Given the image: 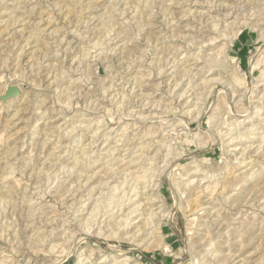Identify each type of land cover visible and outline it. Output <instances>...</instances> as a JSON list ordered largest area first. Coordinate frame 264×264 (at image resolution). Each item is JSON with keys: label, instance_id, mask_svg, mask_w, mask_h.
Listing matches in <instances>:
<instances>
[{"label": "rangeland", "instance_id": "obj_1", "mask_svg": "<svg viewBox=\"0 0 264 264\" xmlns=\"http://www.w3.org/2000/svg\"><path fill=\"white\" fill-rule=\"evenodd\" d=\"M249 1L0 0V264H264V0Z\"/></svg>", "mask_w": 264, "mask_h": 264}, {"label": "bare ground", "instance_id": "obj_2", "mask_svg": "<svg viewBox=\"0 0 264 264\" xmlns=\"http://www.w3.org/2000/svg\"><path fill=\"white\" fill-rule=\"evenodd\" d=\"M196 2H197V0H195ZM242 1V0H241ZM249 1V0H248ZM250 1H252L251 3H255L254 1L255 0H250ZM249 1V2H250ZM258 1H260V0H258ZM262 1V0H261ZM260 1V2H261ZM208 2V1H207ZM212 2V1H211ZM210 1H209V3H211ZM259 2V3H260ZM264 2V1H263ZM204 3H205V1H204ZM258 2H256V4H257ZM143 4V3H142ZM196 4V3H195ZM245 4V3H244ZM250 4V3H249ZM255 4V5H256ZM228 5H230V4H228ZM227 5V6H228ZM252 5V4H251ZM254 5V4H253ZM258 5V4H257ZM233 6V5H232ZM232 6H230V7H232ZM235 6V5H234ZM237 7V6H236ZM251 7V6H250ZM254 7V6H253ZM229 9V8H228ZM251 9V8H250ZM222 10V9H221ZM137 11V10H136ZM146 11V10H145ZM217 11V10H216ZM222 11H224V10H222ZM227 11V10H226ZM122 12V11H121ZM120 12V13H121ZM152 12V11H151ZM250 12V11H249ZM150 13V12H149ZM153 13V12H152ZM190 13V12H189ZM221 13H223V12H221ZM252 13V12H251ZM122 14V13H121ZM155 14V13H154ZM218 14L220 15V11H217V14L216 15H213V16H211L209 13H206V12H202V11H199L198 13H197V15L196 16H193L192 17V22H194L195 24H194V26H192V28H194V29H192L194 32L195 31H197L198 33L200 32L201 33V31H206L207 29V27H208V24H209V21H211L212 19L211 18H214V17H217L218 16ZM250 14V13H249ZM152 15V14H151ZM156 15V14H155ZM186 15H188V14H186ZM252 15V14H251ZM169 16V15H168ZM225 16V15H224ZM223 16V17H224ZM146 17V16H145ZM249 17H251V16H248V18ZM220 18H222V17H220ZM245 18H247V16L245 17ZM146 19V18H145ZM211 19V20H210ZM219 19V18H218ZM247 20V19H246ZM250 20H252V18L250 19ZM262 20V19H261ZM245 21V20H244ZM244 21H242L241 22V25H234L233 26V29L231 28V30L230 31H226V40L228 41H232V40H234L236 37H237V35H238V32L240 31V28H241V26L244 24ZM248 21V20H247ZM246 21V23H248ZM263 22L262 23H264V20H262ZM39 22V21H38ZM153 23V22H152ZM245 23V24H246ZM240 24V23H239ZM188 26V25H187ZM225 26V25H224ZM212 27V26H211ZM211 27H209V29L211 28ZM228 27V26H227ZM213 28V27H212ZM222 28V27H221ZM224 28V27H223ZM226 28V27H225ZM260 29V28H259ZM222 30V29H221ZM228 30V29H227ZM211 31V30H210ZM108 32V31H107ZM196 32V33H197ZM223 32V31H222ZM193 33V32H192ZM109 34V33H108ZM202 34V33H201ZM158 36V35H157ZM263 36V35H262ZM32 37V36H31ZM192 37H193V34H192ZM104 38H105V36H104ZM29 39V38H28ZM155 39V38H154ZM210 40V39H209ZM26 41H28V40H26ZM154 42V41H153ZM229 44V43H228ZM150 45V44H149ZM179 48V47H178ZM257 50H258V48H257ZM86 52V51H85ZM215 54V53H214ZM207 54H203V59L205 58V56H206ZM256 55H257V52L255 53V54H253V56H252V61H251V70H253V69H257V68H259L258 67V65H259V60H256ZM200 56H198L197 58H196V60H195V62H198L197 61V59L199 58ZM259 58V57H258ZM205 61H206V59H204ZM209 60V61H208ZM203 62V61H202ZM207 62H211V63H213V64H215L216 63V60H215V58H210V57H207ZM206 64V63H205ZM217 64V63H216ZM219 64V63H218ZM212 65V64H211ZM214 66H217V65H214ZM202 67V66H201ZM238 67V68H237ZM236 68L237 69H239V70H241V68L239 67V66H236ZM264 70V69H263ZM251 72V71H250ZM160 73V72H159ZM194 74L195 73H193L192 74V80L191 81H193V79H194ZM160 75V74H159ZM183 75V74H182ZM198 78V77H197ZM252 81H253V84L256 86V87H258V86H260V87H262L261 88V90H263V93H261V94H264V78H260V77H254L253 76V74H252ZM240 80V79H239ZM191 81H189V83H191ZM237 81H238V79H237ZM187 82V81H186ZM240 82V81H239ZM195 83V80L191 83V86L193 85ZM234 83V82H233ZM236 83V82H235ZM9 85H6V88L8 87ZM11 86V85H10ZM173 86H175V85H173ZM196 85H193L191 88H193V87H195ZM227 86V85H226ZM6 88H5V90H6ZM190 88V89H191ZM225 88V87H224ZM230 88V86L229 87H227V88H225V91H224V93L227 95V94H229V93H231V95L232 96H242V95H244V94H246L247 93V95H248V91H249V89H247L245 92L244 91H241L240 92V89L241 88H239V90L238 89H234V88H232L231 90L229 89ZM252 88V87H251ZM181 89V88H180ZM190 89H188L189 91H190ZM227 89H229L230 91H229V93H228V91H226ZM4 90V91H5ZM182 90H186V89H182ZM245 90V89H244ZM101 91H103V90H101ZM185 92V91H184ZM184 92H182V93H184ZM3 93V92H2ZM192 93H193V90H192ZM191 93V94H192ZM16 94H18V92L16 93ZM16 94H12V95H16ZM251 94V93H250ZM183 95H185V93L183 94ZM144 96H145V94H144ZM186 96V95H185ZM235 97V98H236ZM12 98V97H11ZM11 98H9V100H11ZM195 99V97L194 98H192V100H194ZM240 99V98H239ZM189 100V99H188ZM261 100V99H260ZM259 100V101H260ZM8 101V100H7ZM6 101V102H7ZM89 101V100H88ZM238 101V100H237ZM236 101V102H237ZM9 102V101H8ZM121 102V101H120ZM186 102H187V100H186ZM89 103V102H88ZM94 104V103H93ZM194 104V103H193ZM195 104H197V103H195ZM194 104V105H195ZM246 104V103H245ZM117 107V106H116ZM115 107V108H116ZM141 108V107H140ZM200 108V107H199ZM221 110V109H220ZM219 110V111H220ZM108 111V110H107ZM123 111V110H122ZM260 111V110H259ZM248 112V111H247ZM253 112V111H252ZM257 112V111H256ZM198 113V115L196 116L197 118H198V120H199V122H201V114H200V112L198 111L197 112ZM196 114V113H195ZM188 115V114H187ZM131 116V115H130ZM236 116H241V115H238V114H236ZM211 119V118H210ZM136 120V119H135ZM162 122V121H161ZM177 122V121H176ZM79 123V122H78ZM80 126V125H79ZM125 127V126H124ZM110 130H112V128H110ZM98 131V130H97ZM197 133V132H196ZM194 134V133H193ZM95 136V135H94ZM100 136V135H99ZM121 136V135H120ZM195 136V135H194ZM199 136V135H198ZM97 137V136H96ZM212 137H214V136H212ZM90 141H91V139H89ZM169 149V148H168ZM167 149V150H168ZM165 150V149H164ZM245 150V149H244ZM83 151V150H82ZM169 151V150H168ZM237 155V154H236ZM169 156V155H168ZM85 157V156H84ZM90 157V156H89ZM92 157V156H91ZM99 157V156H98ZM153 158V157H152ZM162 158V157H161ZM171 160H172V158H171ZM92 163V162H91ZM148 164V163H147ZM150 164H151V162H150ZM84 165V164H83ZM159 166V165H158ZM144 167V166H143ZM142 167V168H143ZM146 167V166H145ZM162 167V166H161ZM158 168V167H157ZM153 169V168H152ZM139 171H141L140 169H138ZM197 170V169H196ZM14 171V170H13ZM69 171H70V169H69ZM162 171V170H161ZM143 173H145V172H143ZM80 174H82V173H80ZM147 174V173H146ZM152 174V173H151ZM156 175V174H155ZM112 177V176H111ZM147 177H149V176H147ZM153 177V176H152ZM144 178H146V177H144ZM105 183V182H104ZM106 183H108V182H106ZM186 183V182H185ZM106 185V184H105ZM104 185V186H105ZM144 185V184H143ZM149 185V184H148ZM151 185V184H150ZM102 186V185H101ZM112 187V186H111ZM107 188V187H106ZM142 188H143V186H142ZM144 188H146V187H144ZM202 188H203V186H202ZM208 188V187H207ZM144 190V189H143ZM67 191V190H66ZM142 191V190H141ZM204 191V190H203ZM132 192V191H131ZM212 192V191H211ZM128 193V192H127ZM143 193H141V194H139L140 195V197H142L143 195H142ZM211 195H212V193H210ZM138 196V195H137ZM89 197V196H88ZM129 197V196H128ZM133 198H134V196H133ZM122 199V198H121ZM120 199V200H121ZM128 199V198H127ZM142 199V198H141ZM146 199V198H145ZM195 200H196V198H195ZM194 199H193V202L195 201ZM140 201V200H139ZM143 201V200H142ZM150 201V200H149ZM147 199H146V202H149ZM192 201V200H191ZM37 202V201H36ZM35 202V203H36ZM100 203V202H99ZM145 203V202H144ZM191 204H192V202H191ZM97 205V204H96ZM101 205V204H100ZM122 205V204H121ZM142 205V203H135L134 201H132V202H130V204H128V206H126V208H124V210L122 209V207H121V209L123 210L121 213H119V214H117V215H114L115 217L113 218V221H115V223L118 225V227H128V226H130V220H132V219H130L129 218V216L130 215H132L133 213H137V215H140V214H142L141 213V206ZM145 205V204H144ZM144 205H142V207L144 206ZM147 205V204H146ZM33 206V205H32ZM125 206V205H124ZM148 207V206H147ZM91 208V207H90ZM118 208V207H117ZM33 209V208H32ZM31 209V210H32ZM92 209V208H91ZM197 209H198V207H197ZM28 210V209H27ZM93 210V209H92ZM125 210H127V212L125 213ZM35 211H37V210H35ZM140 211V212H139ZM29 212V211H28ZM30 214L32 213V211L31 212H29ZM32 215V214H31ZM113 215V214H112ZM111 215V217H113ZM152 215H153V213L152 212H150V214H149V217H147L146 219H145V221L143 222V224H145V225H147L146 223H148L149 221H147L149 218H151L152 217ZM110 217V218H111ZM119 217H121V218H119ZM109 218V219H110ZM119 218V219H118ZM115 219V220H114ZM116 219H118L119 221H117ZM158 219V218H157ZM109 221V220H108ZM147 221V222H146ZM108 224V223H107ZM116 225V226H117ZM100 229V228H99ZM131 229V228H130ZM101 230V229H100ZM129 231V230H128ZM140 232L141 231V227H138L137 229H134L133 230V232H132V230L130 231V233H131V236H134L137 232ZM86 232H87V229H86ZM129 233V234H130ZM127 234V233H126ZM66 238V237H65ZM66 241V240H65ZM53 245V244H52ZM55 248V247H54ZM83 260H85L84 259V257L83 258H81V257H79L78 258V260H77V262L75 263V264H82V262H83ZM84 264V263H83Z\"/></svg>", "mask_w": 264, "mask_h": 264}, {"label": "water", "instance_id": "obj_3", "mask_svg": "<svg viewBox=\"0 0 264 264\" xmlns=\"http://www.w3.org/2000/svg\"><path fill=\"white\" fill-rule=\"evenodd\" d=\"M18 92V89L16 86H8L4 92V94L1 96L3 100L8 98L12 94H16Z\"/></svg>", "mask_w": 264, "mask_h": 264}, {"label": "crops", "instance_id": "obj_4", "mask_svg": "<svg viewBox=\"0 0 264 264\" xmlns=\"http://www.w3.org/2000/svg\"><path fill=\"white\" fill-rule=\"evenodd\" d=\"M247 34H245V32H243L241 35H237V37L234 39H238V41L235 43V45L233 44V46L239 51V47H238V42H242V43H246L247 42V38L245 37ZM264 35V33L262 34Z\"/></svg>", "mask_w": 264, "mask_h": 264}]
</instances>
